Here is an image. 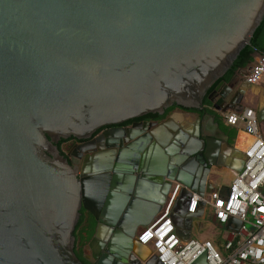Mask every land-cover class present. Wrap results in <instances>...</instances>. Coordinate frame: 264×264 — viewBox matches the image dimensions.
Wrapping results in <instances>:
<instances>
[{
    "label": "water",
    "instance_id": "95a60500",
    "mask_svg": "<svg viewBox=\"0 0 264 264\" xmlns=\"http://www.w3.org/2000/svg\"><path fill=\"white\" fill-rule=\"evenodd\" d=\"M263 20L264 0H0V264H84L75 253L83 203L98 223L91 264H161L137 230L155 220L175 183L183 186L178 233L192 239L208 209L200 202L188 213L191 194L213 191L221 157L216 119L242 110L243 92L224 77ZM175 105L204 115L195 130L172 116L159 125L175 126L168 146L146 154L152 175L168 160L164 199L159 185L132 193L126 183L99 198L94 178L80 179L59 148L111 127L94 141H133L119 156L137 164L152 130L120 125Z\"/></svg>",
    "mask_w": 264,
    "mask_h": 264
},
{
    "label": "built area",
    "instance_id": "2783aa9c",
    "mask_svg": "<svg viewBox=\"0 0 264 264\" xmlns=\"http://www.w3.org/2000/svg\"><path fill=\"white\" fill-rule=\"evenodd\" d=\"M246 80L252 85L264 84V53L258 57ZM226 120L231 126L243 125L252 137L244 151L243 168L235 173L231 185L224 190L217 189L203 197L192 192L187 212L196 213L200 202H204V209L209 212L211 208L220 224L229 225L228 236L222 238L221 244L194 237L182 240L174 208L183 186L175 183L160 214L137 233V241L149 247L161 264H196L202 257L205 264H264V138L251 108L230 113ZM236 221L242 223L237 231Z\"/></svg>",
    "mask_w": 264,
    "mask_h": 264
},
{
    "label": "flooded vegetation",
    "instance_id": "af4514ba",
    "mask_svg": "<svg viewBox=\"0 0 264 264\" xmlns=\"http://www.w3.org/2000/svg\"><path fill=\"white\" fill-rule=\"evenodd\" d=\"M166 112L164 114H166ZM179 112L182 111L176 109L172 111L164 120L161 121L153 117H149L150 114H148L144 117L133 119L120 125L124 128L131 127L134 122H142L146 126L150 127V130H152V133H149L148 135L150 137L151 142L145 143V146L143 148V155H141L137 164H134L133 162H126L122 159V157L119 156L120 154H125L128 151L132 150L133 141H121L117 143L113 142L112 144H109L106 141H94V139L98 137L102 132L107 129H111V127H104L99 129L89 140L75 139V141L72 138H69L66 140H61L58 145L61 149V152L68 157L72 165L79 169L78 177L80 179L87 180L90 177L94 178V181L91 184L97 190V196H99V198L105 196V199L107 200L110 193H114L117 189V186L121 184L124 185V183H126L125 185H127V187H130L132 193H134L137 189L141 190L145 188L146 186H148V184H154L155 186L159 185L160 193L163 197L165 195L164 192L166 191V183L163 181L164 175L162 174V170L166 168L167 171L166 165H168V160L166 161V163L164 162L165 164L162 165V160L160 159V170H158V173L152 175L149 171L151 160H146V154L151 146H158L160 148H163V144L165 146H168L169 143H171L169 141V143L166 141L165 133L167 129L169 131H174L173 129L175 128V126H173V128L170 127L164 129L160 128L159 125L171 116L175 119V117L179 115ZM164 114L158 115L163 116ZM153 124L154 126H151ZM151 176L154 177L156 181H151ZM125 177H129V179L125 180ZM168 194L169 192L166 194V197H168ZM89 205L92 206L88 203V206ZM80 213L81 215L78 222V224L81 223L80 227L88 229L91 224H94V234L84 246L82 252V257L85 262L79 258L84 264H91V260H93V256L96 250L95 248L93 250H87L86 248L89 246V243L92 241L94 235L97 232L98 223L95 220L94 216L85 209L84 203L80 209ZM116 224L119 225L120 223L117 222ZM139 229L140 228H138L137 233ZM104 235L105 237L106 235H109L108 231L104 232ZM84 236H86V232H84ZM111 238L112 234L109 235V239ZM150 257H153V254H151Z\"/></svg>",
    "mask_w": 264,
    "mask_h": 264
},
{
    "label": "crops",
    "instance_id": "0c3cea01",
    "mask_svg": "<svg viewBox=\"0 0 264 264\" xmlns=\"http://www.w3.org/2000/svg\"><path fill=\"white\" fill-rule=\"evenodd\" d=\"M263 53L264 51H255V53L253 54V61L249 65L237 69L234 72V74L231 76V78L229 79L224 78V79L228 83L232 81L233 78H235L233 83L236 85V88H239L243 92L242 100H241L242 110L240 112H242L245 108H251L255 111L257 116L259 131L264 138V84L252 85L249 84L246 80V77L251 70V66L254 65L258 57ZM206 109L211 115L216 114V111L213 109V104L211 102L209 105L206 106ZM240 112H228L223 117L222 120H218V118L216 119V122L219 123V127L223 133H219L216 128L214 129V134H216L219 138H221L222 142H221V157L217 159L216 167L212 168L211 173L209 175V181L211 186L213 187L212 188L213 191L217 189L224 190L231 185V184L229 186L220 185L218 187H215V183L219 179L220 173L222 175L223 174L228 175L231 178V183H232L235 173L239 172L243 168L244 160H245L244 151L251 143L252 137L246 133L243 125L231 126L227 123L226 120V116L228 114L240 113ZM203 115L204 112L202 114L194 113L191 115L184 113L177 115L173 121L174 124L183 127L185 130H193V129L195 130L194 127L196 125L197 116H203ZM209 194H207L206 196H208ZM176 219L179 222L178 214H175V220ZM205 219L203 220L204 222ZM204 222L203 225H200L201 228L206 226ZM183 225L185 229H187L188 223L186 219H183ZM225 229L227 231L228 228L225 226ZM214 241L216 242L217 239H214ZM220 241H222V238L220 239Z\"/></svg>",
    "mask_w": 264,
    "mask_h": 264
},
{
    "label": "trees",
    "instance_id": "16d2710c",
    "mask_svg": "<svg viewBox=\"0 0 264 264\" xmlns=\"http://www.w3.org/2000/svg\"><path fill=\"white\" fill-rule=\"evenodd\" d=\"M255 51H264V20L261 23V25L258 27V29L256 30L253 36L252 44L250 46H247L241 51L237 60L234 62L232 68L227 72L224 78L225 79L231 78V76L234 74V72L237 69L246 67L247 65H249L253 61V54L255 53ZM209 104L210 102L207 99H205V105L207 106ZM176 109H179V111L188 112V113H200V114L203 113L202 111H198V110L185 109L183 107L174 106L168 109L166 114H164L163 116H160L158 114H155V115L150 114L149 117H153L161 121V120H164L172 111ZM72 139L75 140L74 137H72ZM80 225L81 223L78 224L76 231H75V237H76L75 253L80 259H82L85 262V260L82 257V252H83L84 246L87 244L89 239L94 234V224H91L88 229H85L84 227H80ZM84 232H86V236H84ZM216 243L221 244L222 241H220V239H217Z\"/></svg>",
    "mask_w": 264,
    "mask_h": 264
},
{
    "label": "rangeland",
    "instance_id": "374dc122",
    "mask_svg": "<svg viewBox=\"0 0 264 264\" xmlns=\"http://www.w3.org/2000/svg\"><path fill=\"white\" fill-rule=\"evenodd\" d=\"M231 184V178L228 175H222L219 174V179L215 183V187H218L220 185L229 186ZM204 222V221H203ZM206 224L205 227L201 228L200 230L197 229V227L194 225L191 229V233L194 237V239L204 241L207 239H221L225 238L228 235V232L225 229V226L220 224L217 219L215 218L213 214V210L210 208L207 217L205 219ZM247 227L252 229V226L250 224H247ZM143 228H140L138 233L142 231ZM149 254H147V257Z\"/></svg>",
    "mask_w": 264,
    "mask_h": 264
},
{
    "label": "bare ground",
    "instance_id": "6f19581e",
    "mask_svg": "<svg viewBox=\"0 0 264 264\" xmlns=\"http://www.w3.org/2000/svg\"><path fill=\"white\" fill-rule=\"evenodd\" d=\"M149 253H150V251H149V250L145 252V254H149Z\"/></svg>",
    "mask_w": 264,
    "mask_h": 264
}]
</instances>
